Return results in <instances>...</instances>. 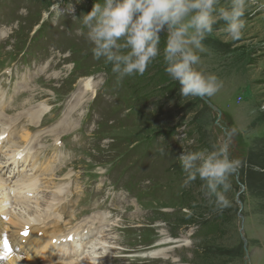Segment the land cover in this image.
I'll return each mask as SVG.
<instances>
[{"label":"rangeland","instance_id":"rangeland-1","mask_svg":"<svg viewBox=\"0 0 264 264\" xmlns=\"http://www.w3.org/2000/svg\"><path fill=\"white\" fill-rule=\"evenodd\" d=\"M95 2L0 0V106L7 108L0 109V120L12 118L14 141L25 129L47 135L80 76L96 83V98L75 111L76 126L64 134L70 141L83 136L85 144L63 143L60 159L51 139L36 146L42 163L55 156L53 167L66 168L44 175L64 187L62 228L96 215L107 219L88 227L116 221L112 264H264V0H249L241 39L225 42L217 25L204 41L196 67L222 82L210 97H182L162 56L142 76L117 83L111 65L93 58L81 31L79 17ZM52 73L60 76L50 79ZM29 94L37 97L21 105ZM39 103L51 111L41 126H30L18 113ZM232 130L231 154L244 163L230 177L231 206L218 212L199 178L182 186L185 174L176 157L212 150ZM68 157L72 162L65 164ZM102 198L117 213L110 205L98 209Z\"/></svg>","mask_w":264,"mask_h":264},{"label":"clouds","instance_id":"clouds-1","mask_svg":"<svg viewBox=\"0 0 264 264\" xmlns=\"http://www.w3.org/2000/svg\"><path fill=\"white\" fill-rule=\"evenodd\" d=\"M248 7L249 0H96L79 19L81 31L86 30L93 45V58L111 65L117 83L142 76L162 56L164 71L179 83L182 97H210L219 92L222 82L196 67L200 53L206 51L204 41L217 25H222L225 42L241 39ZM232 135L235 130L212 150L186 151L176 157L185 174L182 186L199 178L204 195L218 212L231 206L230 177L244 163L231 154Z\"/></svg>","mask_w":264,"mask_h":264},{"label":"bare ground","instance_id":"bare-ground-1","mask_svg":"<svg viewBox=\"0 0 264 264\" xmlns=\"http://www.w3.org/2000/svg\"><path fill=\"white\" fill-rule=\"evenodd\" d=\"M49 67L46 66L41 69L40 78H44ZM58 76L60 74L50 75V79ZM95 93L96 83L93 82L92 77H80L79 82L69 94V99L65 101L64 111L59 121L56 124H51L46 132L44 130L47 135L38 132L29 133L25 129L18 135L19 142H16L12 138L11 124H14L10 121L12 118L0 120V154H2L0 158V264H109L107 256H110V253H113L111 251L116 249L112 245L114 236L111 234L113 233L111 230L114 229L113 226L107 225L103 233L100 231L102 227L95 230L87 227L86 222L73 228H62L60 223L62 214L58 212V207L63 203L59 196L64 192V187L61 184L56 185L52 178L47 181V178L42 175H51L52 171L61 174L66 168L64 165L56 167L58 170L53 167L52 163L56 161L55 156L51 160L49 159L46 165L42 166V163L38 165V156L43 157L40 155L42 148L36 149L41 140H50L51 137L53 140L52 151L56 152L60 159L59 151H61L62 145H58L59 142L63 141L69 144L78 141V144L82 142L85 144L83 136H78L76 141H70L69 135L64 134L76 126V121L72 117L75 111L93 98ZM22 95L21 93L20 96ZM35 97L37 95L29 94V98L21 105L30 103V100ZM13 107L17 108L18 106L14 104ZM1 108H4L6 113L7 108L4 105H1ZM50 110L51 108L45 103H39L33 108L19 112L18 116L23 115L30 126H41L44 118L47 119L46 115L49 114ZM84 144L76 148L77 154L79 152L83 154ZM59 146L61 147L58 148ZM2 148L4 149L1 151ZM70 160H72L71 157L66 158L65 164L71 163ZM11 163L13 164L12 170H17L13 177L8 178V175H2V171L8 168ZM22 163H25L26 166L30 165L31 169H37L39 173L28 175L25 173L26 171H19L17 166ZM14 175L18 179L13 180ZM45 182H48L49 185H43ZM51 185L56 190L45 195L46 187H51ZM34 189L37 192H42L41 197L30 200L28 194ZM25 228L30 229L28 236H19L18 233ZM4 231H11L7 237V243L12 245L11 248H5L7 243L3 240ZM80 232H91L92 237L87 245L78 241ZM109 233L110 238L107 241ZM70 234H72L71 240L67 239ZM176 241L178 240L172 242ZM24 242L34 246L30 256L37 257L35 262L22 255L26 253L25 247L21 245ZM17 248L15 253L12 252L13 249ZM85 248L86 250H84Z\"/></svg>","mask_w":264,"mask_h":264},{"label":"water","instance_id":"water-1","mask_svg":"<svg viewBox=\"0 0 264 264\" xmlns=\"http://www.w3.org/2000/svg\"><path fill=\"white\" fill-rule=\"evenodd\" d=\"M207 103H209L208 101H206ZM212 106V105H211ZM215 109V108H214ZM215 110H217V109H215ZM218 111V110H217ZM219 112V111H218ZM245 251L247 252V250L245 249Z\"/></svg>","mask_w":264,"mask_h":264},{"label":"trees","instance_id":"trees-1","mask_svg":"<svg viewBox=\"0 0 264 264\" xmlns=\"http://www.w3.org/2000/svg\"><path fill=\"white\" fill-rule=\"evenodd\" d=\"M160 74H161V72H160ZM161 75H163V74H161ZM162 81H164V80H162Z\"/></svg>","mask_w":264,"mask_h":264}]
</instances>
